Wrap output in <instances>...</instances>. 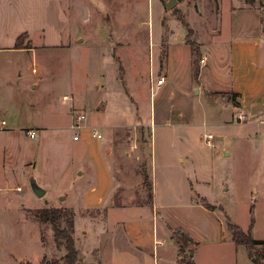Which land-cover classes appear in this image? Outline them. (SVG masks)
<instances>
[{
  "label": "rangeland",
  "instance_id": "374dc122",
  "mask_svg": "<svg viewBox=\"0 0 264 264\" xmlns=\"http://www.w3.org/2000/svg\"><path fill=\"white\" fill-rule=\"evenodd\" d=\"M167 1L64 0L72 22V47L39 50L36 63L46 71L48 91L42 94L46 102L49 96L50 119L52 107L66 93L71 97L61 102L64 107L73 101L100 125L102 136L94 137L109 149L116 203L146 202L145 175L150 169L158 200L171 198L172 207L164 210L174 223L169 232L176 240L185 233L176 227L181 226L195 235L201 264H218V260L251 264L248 249L255 263L262 264L264 242L236 246L226 225L229 217L252 238L264 239V114H248L239 95L233 94L229 62L230 43L239 32L248 34L255 26L264 34V0H176L171 7ZM260 41L264 57L262 36ZM250 65L244 61L246 75ZM159 75L165 80L156 88ZM17 87L21 91L10 106L23 109L29 95L21 82ZM16 125L11 121L13 130L0 137L1 172L5 170L12 183L23 158H28L32 172L48 184L44 197L30 198L27 174L23 189L11 191L9 213L2 215L17 238L25 220L21 202L39 206L51 198L57 201L64 187L70 190L61 197L63 204L70 197L79 199L93 179V166L75 147L73 129L39 130L31 138ZM207 133L213 135L209 143ZM96 140L91 143L97 145ZM71 155L75 159L69 163ZM94 160L99 162L96 167L101 166L99 158ZM193 198L218 207L226 225L208 223L205 214L192 206ZM61 208L65 214L55 222L40 219L32 210L43 240L52 233L56 240L55 256L39 264H71L70 243L78 252L77 247L89 240L84 238L87 233L93 239L104 227L103 207L64 204ZM216 235L217 245L212 242ZM163 257L145 264H161Z\"/></svg>",
  "mask_w": 264,
  "mask_h": 264
},
{
  "label": "crops",
  "instance_id": "0c3cea01",
  "mask_svg": "<svg viewBox=\"0 0 264 264\" xmlns=\"http://www.w3.org/2000/svg\"><path fill=\"white\" fill-rule=\"evenodd\" d=\"M71 23L70 13L64 0H0V137L6 136L13 130L9 126L11 121L17 123L16 127L26 133L27 129L36 130L34 137L27 134L31 138L37 137L39 130L46 132L56 128H69L71 130L74 111H84L86 121L80 139L73 138L74 132L72 130L71 137L77 150L82 151L83 156L92 164L93 179L84 190H81L79 199L70 197L71 199H68L71 201L67 199L64 204L74 206L77 204V206L86 208L103 207L105 208V220L102 223L104 227L97 230L93 239L87 233L88 237L84 238L86 240L89 238V240L86 243L82 242L77 247L78 252L71 264H145L150 258L154 263L156 256L161 254L164 256L161 264H178V244L169 232L174 223H171L167 214H164V210L172 207V204L169 203L171 198L165 197L158 200L150 169L147 174L151 182L150 200L148 202L118 204L115 202L114 196L117 185L108 162L109 149H106L103 140H96L95 137L97 136L93 134V127L101 130L100 125L93 121L90 113L84 108L74 106L73 101H67V107H64L65 99L71 97L66 93L61 94L63 104L59 102L58 106L52 107V119H50L48 113V111L50 112L49 96H47L46 102L42 94V92L46 93L47 75L43 65L40 69L36 65L39 57L38 51L72 47L70 46L73 40ZM259 32L255 26L248 34L239 32L241 35L231 41L229 52L230 87L238 93L247 113L251 115L264 114V57L260 41V36L264 39V34ZM18 38L22 42L21 46L17 45ZM244 61L252 64L248 67V70L251 69L248 75H246ZM19 82L27 89L26 92L29 95V100L23 108L26 107V110L17 106L12 109L10 106V104L16 103L18 92L21 91L17 87ZM66 95L67 97H65ZM250 97H253L252 101ZM43 104L44 112L41 111ZM33 109L37 110L36 113L28 112L33 111ZM55 117H57L56 120ZM60 119H63L64 122L59 123L58 120ZM2 120H6V124L3 125ZM92 140H96L97 145L92 144ZM94 158H99L101 166L96 167L94 165L95 162L99 165V162ZM72 159L74 160L75 157L71 155L69 163L73 162ZM82 172L83 170H78V173L81 174ZM34 173L28 158H23L20 170L12 176V183L7 179L6 171L4 170L2 173L0 170V174L3 176H0V264H39L42 259L55 256V236L52 233L48 240H43L40 222L33 217L32 210L50 206L61 207L64 205L61 197L69 193L70 189L64 187L58 194L59 200L55 201L51 198L46 200L43 205L32 206V204H28L26 206V202H21V206L24 208L22 218L25 217V220L23 221L24 226L21 228L22 234L18 232L20 236L17 238L12 234L8 225L9 220L2 215L6 211L9 213L8 208L11 206V199L14 197L11 191L23 189V178L27 174L30 175V178L35 176L39 184L46 189L42 196H38L29 184L30 198L31 196L32 198L35 196L40 198L47 194L48 184L45 181L42 182L39 175ZM189 191L191 194V186ZM16 194L21 199L20 193ZM194 201V205L191 202L189 204L204 213L208 223H213L215 227H218L219 224L222 226L224 223L226 225L224 218L219 215L218 207L206 206L197 199ZM160 221H162V228ZM176 227L183 229L182 231L189 237L187 251L192 256L194 264H201V260L198 258V245L195 235L181 226ZM84 230L85 228L83 232H85ZM228 235L229 240L234 242L236 246L243 244L236 243L232 239L231 233ZM212 242L216 245L219 244V236H212ZM41 244L45 245L43 251H41ZM246 247L249 248L247 245ZM215 248L219 249V246H215ZM61 250L60 257L64 254L63 249ZM247 254L251 264H256V258L250 254L249 249ZM262 264L264 263L262 262Z\"/></svg>",
  "mask_w": 264,
  "mask_h": 264
},
{
  "label": "trees",
  "instance_id": "16d2710c",
  "mask_svg": "<svg viewBox=\"0 0 264 264\" xmlns=\"http://www.w3.org/2000/svg\"><path fill=\"white\" fill-rule=\"evenodd\" d=\"M21 44L22 42L20 38H18L17 45L21 46ZM190 51L191 54L195 55V49L193 47L190 49ZM233 94L235 96L238 95V93L236 92H234ZM145 185L147 186L148 189V199H147L148 202L151 198V182L147 174L145 175ZM63 211L64 210L61 207L50 206V207H43L36 209L35 215L45 221L55 222L57 218L65 214ZM227 226L232 235V239L236 243H243L250 247L252 244L264 242V239L260 240V239L252 238L249 231L248 232L243 231V229H241V227L238 224L234 223L229 217L227 218ZM188 240L189 237L186 233H180L176 237V242L178 244V250H179L178 264H194L192 256L189 255L187 251ZM67 248L73 252V256H70L68 258V261L72 263L77 254L73 242H71Z\"/></svg>",
  "mask_w": 264,
  "mask_h": 264
},
{
  "label": "built area",
  "instance_id": "2783aa9c",
  "mask_svg": "<svg viewBox=\"0 0 264 264\" xmlns=\"http://www.w3.org/2000/svg\"><path fill=\"white\" fill-rule=\"evenodd\" d=\"M204 59H201L203 61ZM165 80L163 75L158 76L155 79V87H159V85ZM67 97V95L65 96ZM86 121V113L82 110H75L73 113V121L71 123V127L74 131L73 138L74 139H80L81 131L85 126ZM3 125L6 124V120H2L1 122ZM27 134L31 137H34L36 135V130L34 129H27ZM93 134L97 137H101L102 133L100 132L99 128L93 127ZM212 133H207L205 140L207 143H209V139L212 138Z\"/></svg>",
  "mask_w": 264,
  "mask_h": 264
},
{
  "label": "water",
  "instance_id": "95a60500",
  "mask_svg": "<svg viewBox=\"0 0 264 264\" xmlns=\"http://www.w3.org/2000/svg\"><path fill=\"white\" fill-rule=\"evenodd\" d=\"M175 2H176V0H168L166 2V6L167 7H171L172 5L175 4ZM30 184H31V187H32L33 191L38 196H42L45 193L46 189L42 185L39 184V182H38V180L36 179L35 176H32L30 178Z\"/></svg>",
  "mask_w": 264,
  "mask_h": 264
}]
</instances>
